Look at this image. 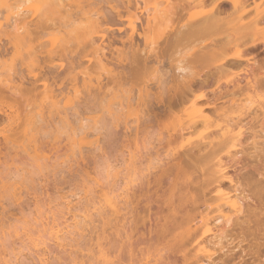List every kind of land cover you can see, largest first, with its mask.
Here are the masks:
<instances>
[{"label":"rangeland","instance_id":"1","mask_svg":"<svg viewBox=\"0 0 264 264\" xmlns=\"http://www.w3.org/2000/svg\"><path fill=\"white\" fill-rule=\"evenodd\" d=\"M169 2L56 0L41 16L36 0H0V264H160L137 243L153 222L131 234L132 199L149 183L150 196L171 195L167 136L178 122L162 105L194 52L188 38L173 42L210 0L188 10L187 0ZM163 3L175 14L152 23L146 7ZM14 9L18 25L5 20ZM106 193L120 213L105 205ZM167 254L162 264H183L181 254Z\"/></svg>","mask_w":264,"mask_h":264},{"label":"bare ground","instance_id":"2","mask_svg":"<svg viewBox=\"0 0 264 264\" xmlns=\"http://www.w3.org/2000/svg\"><path fill=\"white\" fill-rule=\"evenodd\" d=\"M55 1L36 0L38 13L45 15V7ZM187 2L184 10L205 0ZM215 3L214 10L175 36L192 40L194 52L189 67H178L185 77L162 105L164 115H173L178 122L167 136V145L174 146L170 150L174 172L171 195L160 201L156 189L150 196L149 183L146 190L140 186V193L132 199L131 234L136 232L137 236L140 224L153 222L148 236L142 233L137 243L143 256H150L155 263H163L165 252L169 259L181 254L183 264L191 260V264H257L264 259L260 246L264 239V58L259 64L255 60L264 54V0H253V5L250 0ZM176 5L174 10H178ZM168 6L146 7L150 10L146 12H151L146 16L153 17L152 23L170 18V10L171 14L176 11H168ZM182 8L179 10L184 11ZM19 13L10 11L5 20L18 25ZM86 19L92 22L90 17ZM148 24L152 25L149 20ZM179 40L177 37L169 45ZM200 65L206 69L199 70ZM140 119L137 115L136 120ZM160 177L155 181L157 186L162 182ZM104 198L105 205L117 214L120 208L115 199L108 198V193ZM206 208L216 214L210 216L212 212H205ZM50 229L56 240L63 239L59 224ZM190 247L195 254L187 253Z\"/></svg>","mask_w":264,"mask_h":264},{"label":"snow or ice","instance_id":"3","mask_svg":"<svg viewBox=\"0 0 264 264\" xmlns=\"http://www.w3.org/2000/svg\"><path fill=\"white\" fill-rule=\"evenodd\" d=\"M205 7L208 8L209 10H214L217 7L215 0H210L209 4L205 5ZM145 75H147V73H145ZM148 78L151 79V76L149 75ZM166 95H167V89H163L162 92L160 93L161 98ZM261 196L262 199H264V184H262ZM229 223H231V221ZM260 246H261V256L264 257V239H261ZM257 264H264V259L259 260Z\"/></svg>","mask_w":264,"mask_h":264}]
</instances>
